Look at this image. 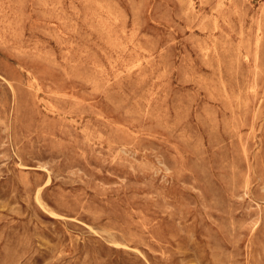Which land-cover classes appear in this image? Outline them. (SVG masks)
Returning <instances> with one entry per match:
<instances>
[{"label": "rangeland", "instance_id": "rangeland-1", "mask_svg": "<svg viewBox=\"0 0 264 264\" xmlns=\"http://www.w3.org/2000/svg\"><path fill=\"white\" fill-rule=\"evenodd\" d=\"M0 264H264V0H0Z\"/></svg>", "mask_w": 264, "mask_h": 264}]
</instances>
